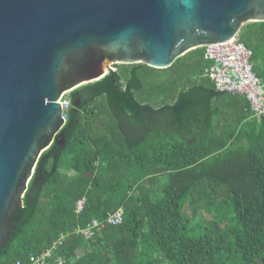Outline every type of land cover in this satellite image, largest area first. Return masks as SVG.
<instances>
[{
    "label": "trees",
    "instance_id": "trees-1",
    "mask_svg": "<svg viewBox=\"0 0 264 264\" xmlns=\"http://www.w3.org/2000/svg\"><path fill=\"white\" fill-rule=\"evenodd\" d=\"M239 40L264 82V21L245 24ZM204 53L166 69L117 64L68 94L66 123L39 157L0 264L47 250L46 264H264V116L217 90ZM215 110L234 113L219 134ZM186 205L216 220L193 224ZM119 208L121 224L89 240L77 231Z\"/></svg>",
    "mask_w": 264,
    "mask_h": 264
},
{
    "label": "water",
    "instance_id": "water-1",
    "mask_svg": "<svg viewBox=\"0 0 264 264\" xmlns=\"http://www.w3.org/2000/svg\"><path fill=\"white\" fill-rule=\"evenodd\" d=\"M258 21L264 0H0V248L66 123L64 95L117 64L169 68Z\"/></svg>",
    "mask_w": 264,
    "mask_h": 264
},
{
    "label": "built area",
    "instance_id": "built-area-1",
    "mask_svg": "<svg viewBox=\"0 0 264 264\" xmlns=\"http://www.w3.org/2000/svg\"><path fill=\"white\" fill-rule=\"evenodd\" d=\"M204 58L208 61L205 74L221 92L239 93L246 97L250 103L253 115L257 118L264 116V82L253 70V52L239 40V35L225 42H218L204 47ZM63 117L66 119V110L70 105L68 98H61ZM86 197L78 200L76 212H80L85 205ZM124 217L123 208L117 209L103 219H93L87 227L78 229L86 240L92 239L97 231L107 224H121ZM61 243V239L57 242ZM53 247H56L53 246ZM51 250L40 255H32L29 261L15 264H46Z\"/></svg>",
    "mask_w": 264,
    "mask_h": 264
},
{
    "label": "rangeland",
    "instance_id": "rangeland-1",
    "mask_svg": "<svg viewBox=\"0 0 264 264\" xmlns=\"http://www.w3.org/2000/svg\"><path fill=\"white\" fill-rule=\"evenodd\" d=\"M150 89L155 91V92H158V90H159V88H157V87H154V88L151 87ZM68 94L69 93L64 95V97L67 98ZM185 213H186V216H188L189 218L192 219L193 224H196L199 220H201L202 222H212V221L216 220V217H215L216 212H208L205 208H200L198 213H197L198 215L194 216V214H193L194 211L191 208V206L186 205L185 206ZM229 216H231V217L233 216V213L231 211L229 213ZM221 225L224 226V223Z\"/></svg>",
    "mask_w": 264,
    "mask_h": 264
},
{
    "label": "crops",
    "instance_id": "crops-1",
    "mask_svg": "<svg viewBox=\"0 0 264 264\" xmlns=\"http://www.w3.org/2000/svg\"><path fill=\"white\" fill-rule=\"evenodd\" d=\"M215 115L216 116L213 118L215 133L219 134L220 131L223 129V126L228 123L226 117L232 116V120H233L234 113L233 111L230 112L229 110H220V111L215 110ZM205 118L206 116H201V122H200L199 130H198L201 137L203 136L202 134L204 133V131H206L205 129L206 125H204Z\"/></svg>",
    "mask_w": 264,
    "mask_h": 264
}]
</instances>
